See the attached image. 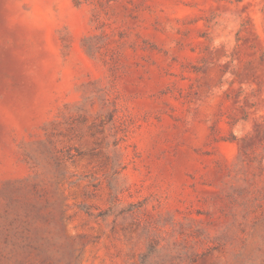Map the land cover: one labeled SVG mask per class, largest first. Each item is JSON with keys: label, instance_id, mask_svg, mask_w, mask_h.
<instances>
[{"label": "rangeland", "instance_id": "1", "mask_svg": "<svg viewBox=\"0 0 264 264\" xmlns=\"http://www.w3.org/2000/svg\"><path fill=\"white\" fill-rule=\"evenodd\" d=\"M0 264H264V0H0Z\"/></svg>", "mask_w": 264, "mask_h": 264}]
</instances>
